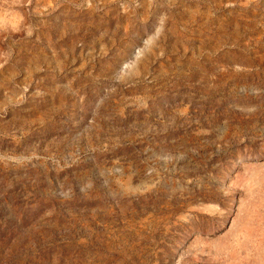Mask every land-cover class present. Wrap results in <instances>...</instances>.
Segmentation results:
<instances>
[{
	"label": "rangeland",
	"instance_id": "1",
	"mask_svg": "<svg viewBox=\"0 0 264 264\" xmlns=\"http://www.w3.org/2000/svg\"><path fill=\"white\" fill-rule=\"evenodd\" d=\"M0 264H264V0H0Z\"/></svg>",
	"mask_w": 264,
	"mask_h": 264
}]
</instances>
